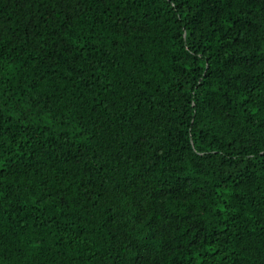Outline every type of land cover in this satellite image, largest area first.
Wrapping results in <instances>:
<instances>
[{
  "label": "trees",
  "instance_id": "1",
  "mask_svg": "<svg viewBox=\"0 0 264 264\" xmlns=\"http://www.w3.org/2000/svg\"><path fill=\"white\" fill-rule=\"evenodd\" d=\"M0 264H264V0H0Z\"/></svg>",
  "mask_w": 264,
  "mask_h": 264
},
{
  "label": "snow or ice",
  "instance_id": "2",
  "mask_svg": "<svg viewBox=\"0 0 264 264\" xmlns=\"http://www.w3.org/2000/svg\"><path fill=\"white\" fill-rule=\"evenodd\" d=\"M0 75H3V70L2 69H0Z\"/></svg>",
  "mask_w": 264,
  "mask_h": 264
}]
</instances>
